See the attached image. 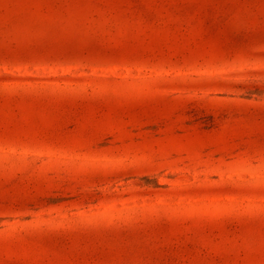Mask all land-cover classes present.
<instances>
[{"label": "rangeland", "instance_id": "obj_1", "mask_svg": "<svg viewBox=\"0 0 264 264\" xmlns=\"http://www.w3.org/2000/svg\"><path fill=\"white\" fill-rule=\"evenodd\" d=\"M0 264H264V0H0Z\"/></svg>", "mask_w": 264, "mask_h": 264}]
</instances>
